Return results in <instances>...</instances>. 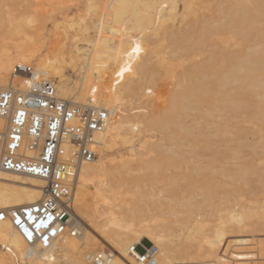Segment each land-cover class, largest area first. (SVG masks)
Returning <instances> with one entry per match:
<instances>
[{"label": "bare ground", "instance_id": "obj_1", "mask_svg": "<svg viewBox=\"0 0 264 264\" xmlns=\"http://www.w3.org/2000/svg\"><path fill=\"white\" fill-rule=\"evenodd\" d=\"M94 1L87 4L78 22H67L70 30L64 35L69 34V43L47 54L28 43L36 39L37 33H27L17 21L6 32L2 31L6 37L0 34V89L28 88L31 80L14 78L13 70L17 64H29L37 78L56 82L60 99L81 107L106 110L111 115L98 141L97 160L83 166L79 173L71 216L75 233L66 234L52 248L44 250L26 244L10 220H0V264H93L90 257L105 253L104 248L114 257L110 264H139L130 251L142 245L143 240L158 248L161 264L263 262L264 241L236 233L235 229L242 230L241 222L248 219L264 218V199L243 205L240 210L236 206L222 207L221 213L211 214L216 220L197 213L191 222L185 220L190 225L174 215L172 224L187 228L174 232L167 224V216L137 217L140 212L136 213L134 204L127 203L133 197L164 199L165 190L141 187L140 183L126 190L124 187L129 185L112 186L110 181L113 176H133L154 169L155 164L141 158L145 155L176 156L167 146L151 144L143 136L140 142L136 140V145L131 135L141 136L147 127H174L186 137L196 136L197 124L187 126L183 119L185 113L211 118L226 110L237 114L242 110V101L251 95L259 97L257 109L264 112V0H241L234 10L233 4L221 9V20L208 23L197 40L185 47L184 54L178 52L173 58L172 53L162 56L154 39L162 34L166 22L179 15L182 19L188 18L203 0ZM179 5L182 12L178 10ZM258 27H261L257 33L260 42L253 50L236 42L254 38ZM55 28L60 29L57 24ZM187 33L193 36L190 31ZM214 38L224 53L219 68L209 74L202 68L185 72L182 66L184 76L175 83L164 118L156 117L154 122L150 114L144 118L146 115L133 111L134 116L123 110L136 96L150 99L159 81L175 78V61H182L185 55H197L201 44ZM137 46L139 52L134 51ZM232 47L234 51H230ZM154 59L158 72L150 71ZM3 127L0 120V130ZM198 137L204 145L209 140L201 130ZM131 145L145 153L139 155L137 147L128 148ZM124 146L135 153L131 154L128 149L129 153H120ZM242 180L246 183L247 177ZM45 187L40 179L0 171V212L41 202ZM209 197L213 195L210 193ZM121 206L127 207L126 213ZM79 219L87 226L83 227Z\"/></svg>", "mask_w": 264, "mask_h": 264}, {"label": "rangeland", "instance_id": "obj_2", "mask_svg": "<svg viewBox=\"0 0 264 264\" xmlns=\"http://www.w3.org/2000/svg\"><path fill=\"white\" fill-rule=\"evenodd\" d=\"M91 1L93 0H0V34L3 35V38L6 37L2 31L6 32L14 25L11 23L17 21L18 26L26 32L29 31L27 33H37L36 39L28 43L37 50H41L42 54H47L46 52L55 50L57 47H65L69 43V34L64 35V32L70 30L67 28V22H78L83 17L87 4ZM95 1L103 2V0ZM239 1L241 0H203L202 4L196 7L194 13L190 14L188 18L182 19L179 15L166 22L162 34L154 39L158 42L161 55L172 53L170 56L172 58L178 52L183 55L185 47L194 43L201 35L202 28L214 19L221 20V9L233 4L234 10ZM181 9L182 6L179 5L178 10ZM56 24L60 29L55 28ZM261 27L254 31L256 35L251 40H236V42H239V45L243 47H251L250 49L253 50L260 42V36L257 33ZM189 31L193 35L192 37L187 33ZM219 45L215 38L211 39L201 44V51L197 52V55L192 57L185 55L181 59L182 61H173L174 79L165 78L162 82L159 81V86L155 89V94L150 95V99L146 101L136 96L133 103L129 104L130 102H128L123 106V110H128V113L135 112L141 113L142 116L146 115L143 116L144 118L150 114L149 118L150 116L154 118V122L157 120L156 117L164 118L168 112L175 83L184 76L182 66L185 72L202 68L204 72L211 74L214 69L219 68L224 57L223 50ZM234 50L235 47H232L230 51ZM210 61H212L211 64ZM153 62L150 71L158 72L159 68L155 64L156 59ZM212 81L213 79L209 82ZM259 101V97L251 95L242 101V110L237 114L226 110L222 114H216L213 118L197 113H185L183 119L187 126L197 124V129L194 131L196 136L186 137L176 131L174 127L159 128L158 125L147 127V132L141 136L131 135L134 136L133 140L136 145L143 136L142 139H149L150 142L152 141L151 144L167 146L168 149L176 153V156L175 154L160 156L156 153L148 154V157L145 155L141 158L146 159L149 164H155L154 169L142 171L133 176H113L110 185H129L124 187L127 190L140 183L141 187L155 186L156 189L165 190L164 199L152 200L147 197L148 200H142L133 197L127 203L134 204L133 209L136 213L140 212L137 213V217L167 216L169 223L166 220L165 222L170 224L169 226L174 232L187 229L186 226L172 224L175 220L174 215L176 217L179 215L177 219L180 222L185 220L191 222L197 213L204 216L210 215L208 218L210 219L214 213L218 214L219 211L221 213V210L226 206H236L235 208L240 210L243 205L263 200L264 112L262 114L257 109ZM133 108L135 109L133 110ZM145 108H148L146 109L148 114ZM200 130L207 133L209 137L206 145L202 144L203 139L198 137ZM134 146L121 147L119 152L129 153L130 151L131 153L133 151L129 149ZM135 148L136 153L142 150L138 149V146ZM142 153L145 152L142 151L139 155ZM252 171H255L254 175H252ZM242 177H247L246 183ZM210 193L213 195L212 198L209 197ZM121 209L125 213L127 212L126 206H121ZM214 219H211L212 222L216 220ZM79 222L83 224V227L87 226L80 219ZM240 227L242 230L235 229L236 233L254 236L264 241V218L248 219L241 222ZM231 230L234 231V229ZM141 242L145 247L153 246L147 243V240ZM104 249L106 252L110 251L108 248ZM262 250L264 253V248ZM259 262L256 261L257 264H264V261Z\"/></svg>", "mask_w": 264, "mask_h": 264}, {"label": "built area", "instance_id": "obj_3", "mask_svg": "<svg viewBox=\"0 0 264 264\" xmlns=\"http://www.w3.org/2000/svg\"><path fill=\"white\" fill-rule=\"evenodd\" d=\"M13 76L31 84L0 89V171L40 179L46 187L41 202L1 211L0 220H10L29 246L47 250L75 233L71 216L79 173L97 160L98 141L111 115L60 99L56 82L37 78L30 65L17 64ZM130 253L139 264H161L154 245H138ZM113 258L105 252L90 261L110 264Z\"/></svg>", "mask_w": 264, "mask_h": 264}, {"label": "snow or ice", "instance_id": "obj_4", "mask_svg": "<svg viewBox=\"0 0 264 264\" xmlns=\"http://www.w3.org/2000/svg\"><path fill=\"white\" fill-rule=\"evenodd\" d=\"M134 51L139 52V51H140L139 46H137V47L134 49ZM0 219H2V217H0ZM16 222L19 223V219H17ZM25 231H27V230H25ZM28 235H29V239H31V234L29 233Z\"/></svg>", "mask_w": 264, "mask_h": 264}]
</instances>
